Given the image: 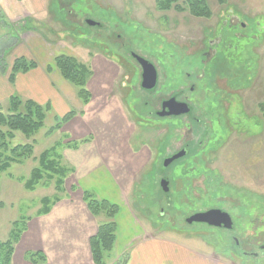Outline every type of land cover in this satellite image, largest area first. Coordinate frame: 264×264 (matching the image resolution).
<instances>
[{
	"label": "rangeland",
	"instance_id": "374dc122",
	"mask_svg": "<svg viewBox=\"0 0 264 264\" xmlns=\"http://www.w3.org/2000/svg\"><path fill=\"white\" fill-rule=\"evenodd\" d=\"M39 1L42 7L29 16L32 32L18 26L23 13L15 17L19 19H8L19 23L15 38L6 36V27L0 25V59L3 56L11 67L15 58L26 56L50 72L53 57L71 54L93 72L87 81L91 99L83 106L76 88L62 78L69 85L63 91L74 93L66 97L61 91L58 99L49 102L44 125L31 138L15 132L12 143L35 141L34 156L57 144L62 162L73 171L62 191H56L53 183L33 191L23 187L36 165L32 159L0 173V241L8 238L16 221L25 219L27 226L15 246L12 264H33L24 255L39 250L47 260L37 264H93L86 248L77 255L72 246L54 247L51 228L56 235L63 227L69 230L76 219L70 221L69 211L82 208L92 222L87 228L96 231L99 218L88 213L83 190L98 198L111 196L96 171L115 179L120 218L123 221L128 213L136 234L119 252L115 242L106 264H115L119 257L117 263L123 264L126 253V264L132 253L136 264L134 252L144 242L157 247L159 253H153L168 263L195 264L198 256H204L220 264H264L260 248L264 243V115L259 106L264 102V0H205L211 12L208 17L174 8L162 11L155 0ZM185 1L177 4L186 8ZM85 18L102 26H89ZM209 44L214 47L212 59L202 66L199 55ZM40 45L35 50L38 57L27 56ZM130 48L158 60V84L164 81L169 89L176 87L179 72L202 76L192 82L204 95L205 117L193 121L191 134L179 121L155 114V97H151L155 94L137 90L138 75L126 61ZM55 73L61 77L56 68ZM206 106L211 107L210 116ZM71 109L77 115L47 134L57 118ZM182 134L191 136V147L159 172L163 158L180 148L174 145ZM72 142H80L78 148L65 151ZM161 177L169 178L166 191L159 184ZM54 196L61 201L50 210L56 205L55 210L64 213H58L53 224L49 214L40 216L38 211L44 197ZM213 208L229 214L231 228L186 222L192 214Z\"/></svg>",
	"mask_w": 264,
	"mask_h": 264
},
{
	"label": "trees",
	"instance_id": "16d2710c",
	"mask_svg": "<svg viewBox=\"0 0 264 264\" xmlns=\"http://www.w3.org/2000/svg\"><path fill=\"white\" fill-rule=\"evenodd\" d=\"M178 1L155 0V3L157 8L162 11H168L171 8L180 12L188 10L194 17H208L211 14L205 0H186V8L178 5ZM31 21V18L26 17L20 24H17H19L20 30H32ZM17 24L9 23L0 14V25L6 27V36L9 35L15 38L13 35L16 33ZM53 61L54 67L61 77L76 88L78 100L83 106H86L91 99V93L87 87V81L93 74L90 66L68 54H59L54 57ZM36 66L34 61L27 60L23 56L15 58L8 74L9 82H14L17 73H25L36 68ZM6 67L2 56L0 70L3 71ZM259 106L264 115V102L260 103ZM50 110L51 105L49 102L40 104L32 99L22 98L16 93L12 94L6 101L0 102V173L7 171L10 165L14 163L20 164L26 159L36 161V165L31 169L28 178L23 183V187L29 191H33L39 185L42 187L48 186L50 183L54 184L56 191H62L64 190L65 178H67L69 172L73 171L72 167H68L62 162V157L56 150L57 144L42 151L38 156H34V140L25 143H12L15 132H20L26 138L34 136L43 127L46 113ZM77 113V111L71 109L62 114L60 118H57L56 123L47 130V134L59 130ZM78 143L80 142H72L65 146L67 149H76ZM82 200L88 212L94 218H99L95 233L88 238L91 261L93 264H106V258L110 256L116 241L119 206L108 199L98 198L86 190H83ZM57 201H60L58 196H54L53 199L44 197L41 200L42 208L38 211V214L40 216L48 214L50 207ZM26 229L25 219L20 224L16 221L8 238L3 242L0 241V264H12L15 246ZM127 255L128 253L124 256L123 264H126ZM24 257L33 264L45 263L47 260L46 255L40 250L27 251ZM120 258H118V261ZM117 262L115 264H118Z\"/></svg>",
	"mask_w": 264,
	"mask_h": 264
},
{
	"label": "crops",
	"instance_id": "0c3cea01",
	"mask_svg": "<svg viewBox=\"0 0 264 264\" xmlns=\"http://www.w3.org/2000/svg\"><path fill=\"white\" fill-rule=\"evenodd\" d=\"M22 4L24 6L20 7V5H22ZM41 7H42V5L40 4L39 0H22V1L0 0V14H2L5 18H7L6 20L9 19L10 21L15 20V19H19V18H15L19 13H23L24 18H26L27 16H28V18H31L32 16L30 15V13H32V10L33 9L37 10V9H40ZM29 16H31V17H29ZM24 18H22V19H24ZM27 31L32 32L33 30H27ZM41 47H42L41 45L39 47H37V49H34V47H33V49H34L33 52L29 53V55H27V56H30L32 59V58H34L33 55L36 54L38 57V53L35 50H39V48H41ZM46 59H47V57H46ZM51 60L53 61L54 57ZM8 63L9 64L7 65L5 70H3V71L0 70V102L6 101L12 94L16 93L19 96H21L22 98L32 99V100L36 101L37 103L45 104L47 102L53 101V98L58 99L59 95L61 94V91L63 92V94L66 97H69L71 92L74 93L72 91V89H68L69 94H68V91L67 92L63 91V88H66V85H68L67 84L68 82L66 83L62 79V77H59L55 73L54 64L52 65V63H50V64L46 63V65L49 64V66H52L50 72H48L47 67L42 68L40 65H38V66H36V68L31 69L25 73H21V72L17 73L15 78H14L13 83H10L8 80V74L10 72V66H9L10 62H8ZM66 150L68 151L69 149H65V151ZM65 157L69 158L67 155H65ZM96 172H98L99 179L105 184V187H107L108 190L110 191L111 196L114 197V199H113L111 196H108L109 195L108 193H106L105 197H100V198L108 199V200L118 204V206H119V213L117 215L116 241H115V242L118 241V244H119L118 252H119L120 249L124 248L128 244L129 240L131 241L132 238H134V236H136L135 231H132V229L130 227L132 222H130L129 220H131L132 218L131 217H130L131 219L129 218L128 213H126L125 219L123 221L120 218L121 206L117 202L120 191L117 187H113V184H115V179L113 180L112 177H110L109 174H106L105 171H96ZM92 175H91V177H92ZM87 179L88 178H86V180ZM104 191L105 190H103L102 192H104ZM55 206L48 213L50 216V220L53 224L56 222V215L58 213H59L58 215H60L61 213H64L63 209L55 210ZM66 217H64V218H66ZM68 217H70V221L73 220V217H76V219L73 220L74 224H76L75 228L72 229L74 227L73 226L74 224L71 225L69 230H65L63 227L61 232L58 235H56L54 232V227H52L51 230L53 233L51 235L53 238V242H52L53 246L54 247L67 246V245L72 246V247H74L75 253L77 255H81L83 252H85L84 248H86V250L89 253L90 250H89L88 238L95 233L94 230L89 231L90 228H87V226L89 224H92L91 219L84 213L82 208L81 209H79V208L78 209L77 208L71 209L68 213ZM128 218H129V220H128ZM128 221H129V223H128ZM64 222L65 221L61 222V226L63 225ZM127 226H128V228H127ZM129 227H130V229H129ZM124 228H126V229H124ZM84 237H86V238H84ZM80 239H81L82 245L80 244ZM130 241H129V243H130ZM141 244H144L143 247L140 249L138 248L134 252V255H135L134 262H136V264H174L172 262L168 263L162 257L155 255L156 253H159V250L158 251L156 250L157 247H155L153 245H149L148 243H145V242L141 243ZM133 258L134 257H133V253H132L131 259L128 261L127 264H132ZM76 259H79V258L76 257ZM197 259L198 260L195 261V264H220L219 262H213V261L209 262L208 258H206L204 256H198ZM81 264H84V263H81ZM175 264H177V262ZM221 264H225V263H221Z\"/></svg>",
	"mask_w": 264,
	"mask_h": 264
},
{
	"label": "flooded vegetation",
	"instance_id": "af4514ba",
	"mask_svg": "<svg viewBox=\"0 0 264 264\" xmlns=\"http://www.w3.org/2000/svg\"><path fill=\"white\" fill-rule=\"evenodd\" d=\"M87 20L89 19H84L85 23H87ZM95 24H88L89 26H94V27H101V23L98 21H94ZM212 44V42H211ZM214 50V47H211V45L209 44L208 49L205 51H202L201 54L199 55L200 60L199 62L202 63V66L204 65L203 63L208 60V59H212V51ZM128 52V56L129 58L126 59L127 63L134 68V70L136 71V76L138 75V78L136 83H138L137 86H139V88L137 89L138 91H142L146 94H155L152 95L151 97H155L154 99V112L155 114H157L159 117H161L164 120H168V119H174L179 121L181 124H183L185 126V129L188 130L187 134H191L192 133V125H193V121H197L196 123H199L198 121H200L202 118L205 117V112H204V108L203 105L204 103L201 101V98L204 96L200 89L197 87L198 83H193L192 81H197L199 80L200 77H202L199 72L198 74H194V73H190L188 71L184 72L182 71L181 73L179 72L178 76H180V80L175 83L176 87L174 89H169L168 86L163 85L164 81H160L158 84V78H159V72H158V60L156 59H149L147 58L145 55L143 56L142 53L134 51L133 49H129ZM69 55V54H68ZM137 55L139 57L144 58L145 60H148L150 63H152V65L154 66L156 72H157V83L155 88H153L152 90H145L141 87V76H142V69H141V65L139 63V61L137 60ZM70 56H73L70 54ZM75 57V56H73ZM125 57V56H124ZM198 57V56H196ZM77 60H79V58L75 57ZM161 59H159L160 62ZM165 60V59H164ZM80 61V60H79ZM157 61V62H156ZM181 71V70H180ZM162 73V72H161ZM177 79H179V77H177ZM159 87V89H158ZM158 89V90H157ZM135 90V89H134ZM173 100V101H172ZM179 104V105H178ZM181 104H186L189 107V111L185 112V113H172V111H178L180 109H186V107L182 106ZM210 107V106H209ZM206 108H208V106H206ZM211 112V107L210 110L208 108L207 110V114L208 116H210ZM187 134H182L178 139H175V142L177 143V146L174 145V147H180L178 148L173 155H175L176 153H178L179 151H182L183 149H186V147H191L190 143L192 142L191 136H187ZM187 151V149H186ZM173 155H169V156H165L162 160V162L164 161V159L166 158H170ZM175 162L172 161L167 167H163V163L160 165L159 167V172H164L166 169H168V167L170 165H172ZM163 177V176H162ZM159 179V182L163 179V178ZM169 179V178H168ZM167 179V181H168ZM160 184V183H159ZM168 189V187H167Z\"/></svg>",
	"mask_w": 264,
	"mask_h": 264
},
{
	"label": "water",
	"instance_id": "95a60500",
	"mask_svg": "<svg viewBox=\"0 0 264 264\" xmlns=\"http://www.w3.org/2000/svg\"><path fill=\"white\" fill-rule=\"evenodd\" d=\"M88 24L94 25L95 22L92 20H87ZM137 60L139 61L142 69V76H141V87L145 90H152L155 88L157 83V72L148 60H145L142 57L137 55ZM173 101V100H172ZM179 105V104H178ZM182 106L186 107V109H180L178 111H172V113H185L188 112L190 109L186 104H181ZM186 149L179 151L175 155L170 158H166L163 161V167H167L172 161L180 158L181 156L186 155ZM160 186L163 190H167L168 181L167 178H163L160 181ZM188 224L191 223H204L208 226L217 227V228H231L232 220L228 213L225 211L213 208L206 211H200L192 214L186 219ZM260 248L264 251V243L260 246Z\"/></svg>",
	"mask_w": 264,
	"mask_h": 264
}]
</instances>
